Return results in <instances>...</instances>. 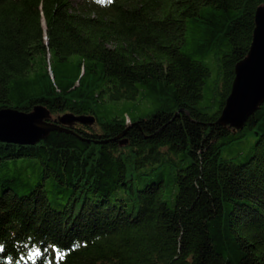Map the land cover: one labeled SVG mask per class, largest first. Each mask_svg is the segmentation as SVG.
<instances>
[{"label": "trees", "instance_id": "16d2710c", "mask_svg": "<svg viewBox=\"0 0 264 264\" xmlns=\"http://www.w3.org/2000/svg\"><path fill=\"white\" fill-rule=\"evenodd\" d=\"M261 5L0 0V108L100 124L0 140V264H264V101L241 129L218 122ZM188 35L220 60L213 88ZM138 97L154 109L96 114ZM248 135L246 159L222 156Z\"/></svg>", "mask_w": 264, "mask_h": 264}, {"label": "water", "instance_id": "95a60500", "mask_svg": "<svg viewBox=\"0 0 264 264\" xmlns=\"http://www.w3.org/2000/svg\"><path fill=\"white\" fill-rule=\"evenodd\" d=\"M253 41L245 58L236 64L231 92L226 98L218 122L235 129L244 127L248 117L264 101V5L256 10ZM50 110L42 104L31 111L0 108V140L19 144H34L52 130L73 131L74 122L93 124L94 114L61 113L49 120Z\"/></svg>", "mask_w": 264, "mask_h": 264}, {"label": "rangeland", "instance_id": "374dc122", "mask_svg": "<svg viewBox=\"0 0 264 264\" xmlns=\"http://www.w3.org/2000/svg\"><path fill=\"white\" fill-rule=\"evenodd\" d=\"M79 1V0H74ZM183 50L190 54L192 57L203 60L210 68V75L207 78L206 89L208 87H214L216 81L222 75V68L220 64L219 58L216 57L215 54L206 56L203 52L196 48V45L193 39L188 35V39L183 46ZM210 95H212V91H210ZM96 114L100 117L101 121H107L114 116L121 115L124 111H127L132 117H139L141 115H145L151 112L154 109V103L143 101L140 97L137 99H109L106 101L100 102L95 106ZM81 114H89V113H81ZM92 114V113H91ZM129 121V120H128ZM84 124V123H83ZM91 126H95L96 128L100 127V124H96V120L93 124H88ZM255 142L254 135L245 136L241 142L233 143L231 146L225 148L222 151V156L233 157L234 159L241 161L246 159V157L252 152V148ZM147 170L149 166L144 167ZM169 168L165 169L166 178L170 179ZM140 182L136 181V184L139 185ZM172 189L168 186L164 191V196L167 199L171 198Z\"/></svg>", "mask_w": 264, "mask_h": 264}]
</instances>
